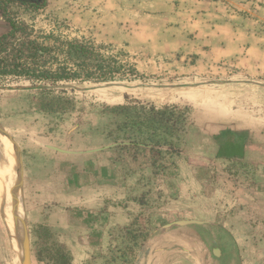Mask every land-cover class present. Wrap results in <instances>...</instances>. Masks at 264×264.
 I'll return each mask as SVG.
<instances>
[{
    "label": "crops",
    "instance_id": "obj_1",
    "mask_svg": "<svg viewBox=\"0 0 264 264\" xmlns=\"http://www.w3.org/2000/svg\"><path fill=\"white\" fill-rule=\"evenodd\" d=\"M89 9L75 16V22L92 19L99 38L147 58L144 62L152 64L150 73L169 72L201 80L169 89L152 84L144 90L148 101L183 105L188 100L186 94H180L182 90L207 89L204 87L210 85L202 82L210 78L264 80V0H98L92 1ZM191 57L195 61L190 65ZM252 85L235 90L231 98L196 99L195 105L202 109H220H214L209 117L203 112L188 136L187 157L175 158L176 164L170 162L157 177L147 150L63 156L36 146L28 152L24 174L23 197L29 221L59 230L72 264H100V256L113 247L115 232L128 227L142 212L145 216L159 213L161 218L178 217L171 222L207 221L195 215L211 214L198 209L197 204L205 197L210 164L216 160L249 162L257 164V181H262L260 188L254 189V197L263 198L253 203L251 191H239L234 197L219 194L218 200L226 201L230 209L248 199L259 217L247 212L244 224L262 234L258 237L242 230L237 221L219 226L233 235L242 264H264V147L255 132L262 122L254 114L264 106V87ZM246 106L258 107L250 111ZM74 137H66L65 142L74 150L87 148L83 134ZM142 177L151 178L152 197L158 199L152 209L143 210L134 201L143 191L139 190L143 188ZM165 241L163 249L173 243L170 238ZM193 242L178 253L185 254L187 264H206L203 251H209L208 247L202 241ZM153 245L145 246L134 264H169L172 248L160 252L151 249Z\"/></svg>",
    "mask_w": 264,
    "mask_h": 264
},
{
    "label": "rangeland",
    "instance_id": "obj_2",
    "mask_svg": "<svg viewBox=\"0 0 264 264\" xmlns=\"http://www.w3.org/2000/svg\"><path fill=\"white\" fill-rule=\"evenodd\" d=\"M47 1L48 5L46 8L40 11L15 9L19 14L18 18L24 20L32 26L36 32V36L39 37L54 34V36L58 37L61 42L78 41L83 44L91 42L99 56L96 60L76 57H68L66 59V55L59 56L58 65L64 64L67 67H74L75 69H78L81 77L75 80L54 82L14 76L4 77L0 80V125L3 126V128H5V130L14 138L18 145V150L21 153L23 163L22 173L17 156V150L14 144L8 137L1 133L0 144L8 152V157L13 164L14 171L8 162L9 168L13 174V176L11 174L12 184L11 182L9 183V190L13 200H16V203L15 201L14 203L23 211L22 217H26L30 234L33 264H51L45 259L44 261L39 262L37 260V252L47 246H53V244L64 246H66V244L63 242L61 232L53 227L51 228V231L54 233V236L46 241V245L45 243L41 244V240H39L41 233H36V231L38 230V226L45 224L30 222L27 216L24 201L22 202V206L20 204V198H22L20 184L22 183L24 187L25 164L27 157L29 156L28 152L33 151L35 147L38 146L39 149L63 156H89L94 154L66 155L55 150H51L47 148V146H52L65 151L82 152L118 145L102 152L123 151L124 154L125 152L137 154L133 149H116L119 147V144L114 143L115 137H107L109 132L112 131L117 133V135H120V138L122 139L130 138L131 140H137L140 138L135 130H127L126 134H124V132L117 131V125L127 119V115L125 113L115 114L112 112L114 108L119 106H156L158 109L165 106L179 107L181 113L177 111V115H181L188 121L186 128L188 135L184 146L185 152L188 136L191 130H193L194 125L201 120L202 114H204L203 112H207L204 115H206L205 117H209L214 109H220V106H202L204 107V109H202L201 106L199 107L195 105L196 99H209V101H212L214 98H231L234 95L235 90L245 87H254V85L250 82L258 81L253 79H244L240 76L222 79L210 78L202 82V84L207 83L210 85L204 87L207 89L201 88L198 90L197 88L191 87L183 89L180 94H186V98L188 100L185 101L183 105L153 103L148 101L147 93L144 91L146 87L151 86L152 84L168 86L169 89L171 86L176 84L195 83L201 80H198L199 78L196 77L192 79H183L179 75L168 74L169 72L152 74L149 71V66L152 64L144 62V59L147 58H141L140 56H137V54L130 52L129 49L124 46L116 45L110 40L99 38L96 32V25L91 21L92 19L83 18L78 19L79 21L75 22V16L78 14H84V11L89 9V6H91L92 1L98 0ZM2 18L5 21L6 26H2L0 34L6 32L8 27L11 25L7 19L4 17ZM194 61L195 58L191 57V60H189L190 65L193 64ZM58 65H55L54 68ZM77 66L80 68H77ZM113 68H115V70ZM87 70L94 74V79H86L85 75ZM102 70L106 72V75H104L106 78L103 79V73H101L103 72ZM112 70L115 71V73H109ZM261 84H263L262 86L264 87V80L261 81ZM164 89V91H169L166 87H164ZM214 93L216 94L215 96L213 95ZM223 107L230 108L234 106ZM246 107L247 110L251 111V109H255L258 106ZM254 114L258 121L262 122L258 128H255V132L257 133V140H261V146L263 148L264 106L260 107V110L258 109V111ZM82 134L86 140V149L74 150V146L65 142L66 137L71 138L72 136H81ZM162 140H168V137L162 136ZM57 141L58 144H56ZM152 158L153 160L155 159V157ZM175 164V161H173L172 165ZM210 165L215 168L217 174L219 171L221 172L220 177L229 180V187L233 189L236 188L237 190H233L235 191L233 194L225 193L223 188H221L220 180L217 179L216 183L212 185L208 179V181L204 183L205 197L201 203L197 204L198 209L200 207V210L202 208L205 211L211 212V214L201 212L195 216H199L204 219H208L207 221L225 226L228 220L231 222L233 221V215L231 216L228 213L231 211L232 213H235L234 219L241 222L238 227L242 228V230L245 228L247 232L252 231L258 237L259 234L261 236L262 233L259 230L253 231L251 230V227H245V224L243 223L244 213L249 210H252L249 211V215L251 213H256V216H259V213L257 212L258 210L255 211L248 205L250 204L248 203V199L245 200L246 202L242 201L240 204L230 209H227L226 201L222 202L218 200V197L220 196L219 194H223L226 196L225 198H227L228 196L234 197V194H239L240 192L246 193L247 191H251L253 193V203L255 201L257 203L260 199H262L263 197H254V189H256V187L260 188L259 184L262 182L257 181L260 177L255 171L258 169L257 164L243 162L240 165H231L217 161L212 162ZM233 166L236 167V169H240V172H237L234 176H232L234 174L233 172L230 171V174L228 171L229 168L233 169ZM249 169L251 171H249ZM157 201L158 199L155 200V203ZM213 208L217 210L218 214L216 211L212 212ZM24 211L26 215H24ZM142 214L144 215L143 212ZM14 216L17 217V213L14 214ZM145 218H149L153 229L156 228L157 230L159 227L170 223L172 219H176L178 217L161 218L159 213H152L145 216ZM16 223L19 227H21L20 221H16ZM118 232L121 231L117 230L115 232V236ZM169 238L173 242L172 245L163 249V240L167 243L165 239ZM37 241L39 243H37ZM193 241H197L196 244H198L202 240L190 233H178L162 238L157 241L151 249L156 248L161 252L167 250L168 248H172V251L169 250L171 254H173L172 257H170L169 264H187L184 262L185 259L183 258L185 257V254L178 252H180L179 250L185 251L184 246H186V244L190 246ZM116 244L115 238L110 252L106 255L100 256V264H104V259H102V257H109L110 253L115 249ZM203 245H205L204 242ZM174 250H177V253H173ZM15 254H17L18 257ZM203 255L206 264H210V252L205 249L203 251ZM20 257L21 250H19L18 245L17 248H14L6 221L3 215L0 214V264H21Z\"/></svg>",
    "mask_w": 264,
    "mask_h": 264
},
{
    "label": "trees",
    "instance_id": "obj_3",
    "mask_svg": "<svg viewBox=\"0 0 264 264\" xmlns=\"http://www.w3.org/2000/svg\"><path fill=\"white\" fill-rule=\"evenodd\" d=\"M47 5V0H0V12L11 23L12 27L7 35L0 37V80L8 76L28 77L54 82L75 80L81 77L78 69L67 67L64 64L58 65L59 56L66 55V59L68 57H76L88 60H96L99 56L91 42H86V44L78 41L61 42L54 34L39 37L36 36L32 26L18 18L19 14L16 10L40 11L45 9ZM55 65L58 66L54 68ZM77 68L80 67L77 66ZM113 69L115 70V68ZM101 73H103L102 79L106 78L104 76L106 72L103 71ZM109 73L113 74L115 71L112 70ZM85 77L86 79H94V74L87 70ZM177 111L181 113L180 108L176 106H165L160 109L156 106L116 107L112 110L113 113H125L127 115V119L117 125V131L126 134L127 130H135L140 138L137 140L122 139L120 135L112 131L109 132L107 137H115L114 143L119 144L116 149H133L136 153L147 150L152 157H155L152 166L154 169L153 173L157 177L169 166L170 162L173 164L176 157H187L184 152V146L188 135L186 129L188 121L181 115L178 116ZM162 136H167L168 140L163 141ZM242 163L231 162L227 164L240 165ZM228 171L230 174L233 172L232 176H234L237 172H240V169H236L233 166V169L229 168ZM249 171L251 170L249 169ZM208 174L209 176L206 179L207 181L209 179L212 185L218 179L221 181L220 185L225 193L233 194L235 192L233 190L236 188L229 187V180L220 177L221 172L219 171L217 174L215 168L211 165ZM150 181L151 178L150 180L145 177L140 179L143 188L139 190L142 189L143 191L134 199L141 205L143 210L152 209L155 203L152 197L153 186L150 185ZM148 185L150 187L147 189ZM228 213L231 216L233 215L232 222L241 223L234 219V212L230 211ZM244 214L245 221L247 212ZM251 214L256 217V213ZM251 214L248 215L251 216ZM246 226L251 227L245 224ZM37 229L36 233H41L39 236L41 244L45 243L46 245V241L54 236L49 225H40ZM155 230L156 228L153 229L151 225V220L140 213L128 227L116 234L117 244L109 257H102L104 264H134ZM37 243L39 242L37 241ZM44 259L51 264H72L71 252L64 245L53 244V246H47L39 250L37 252V260L42 262Z\"/></svg>",
    "mask_w": 264,
    "mask_h": 264
},
{
    "label": "water",
    "instance_id": "obj_4",
    "mask_svg": "<svg viewBox=\"0 0 264 264\" xmlns=\"http://www.w3.org/2000/svg\"><path fill=\"white\" fill-rule=\"evenodd\" d=\"M2 17L3 16L0 13V29L2 28V26H6V23ZM11 29L12 27L10 25V27H8V30L6 32L0 34V37L7 35L11 31ZM250 83L256 85H263L257 82H250ZM0 133L8 137L9 140L14 144L17 150V156L19 159V164L22 173V164H23L22 157L20 151L18 150V145L16 141L1 125H0ZM116 146L118 145L108 146L98 150L82 151V152L65 151L52 146H47V148L66 155H88V154L99 153L104 150H109ZM20 188H21L20 190H22V198H20L21 199L20 204L22 206V202L24 201L22 183L20 184ZM24 215H26L25 211H24ZM19 220L22 222V226H23V231H22L23 249H22L21 264H33L30 234L28 230L26 217L23 219L16 218V221ZM178 233H190L192 235H195L200 240H202L209 249L211 256L210 264H242L239 248L235 242L233 235L224 227L219 226L210 221L189 219V220H178L167 223L159 227L150 236L145 246L146 247L151 246L168 235H175Z\"/></svg>",
    "mask_w": 264,
    "mask_h": 264
},
{
    "label": "bare ground",
    "instance_id": "obj_5",
    "mask_svg": "<svg viewBox=\"0 0 264 264\" xmlns=\"http://www.w3.org/2000/svg\"><path fill=\"white\" fill-rule=\"evenodd\" d=\"M0 151L4 154L3 155L0 152V214L3 215L6 221L10 235L12 237L14 248H17L18 245L19 250H21V257H20V262H21L22 249H23V242H22L23 226H22V222L19 220L21 223V227H19V225L16 223V218L23 219L22 217L23 211L19 209L18 206L15 204L16 200L15 199L13 200L9 190V183L11 182L12 184V178H11L12 172L9 168L8 162L11 165L12 169H13V164L11 163L10 158L8 157V152L5 150V148H3L1 144H0ZM16 213H17V217L14 216V214ZM15 255L17 256V254Z\"/></svg>",
    "mask_w": 264,
    "mask_h": 264
}]
</instances>
